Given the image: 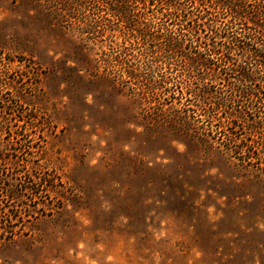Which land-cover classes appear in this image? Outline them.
<instances>
[{
  "label": "rangeland",
  "instance_id": "obj_1",
  "mask_svg": "<svg viewBox=\"0 0 264 264\" xmlns=\"http://www.w3.org/2000/svg\"><path fill=\"white\" fill-rule=\"evenodd\" d=\"M77 1L0 0V169L54 189L0 203V227L15 231L0 237V264H264V137H186L150 120L157 109L127 91L135 81L100 60L132 48L122 22L93 35ZM138 51L127 57L143 68Z\"/></svg>",
  "mask_w": 264,
  "mask_h": 264
},
{
  "label": "trees",
  "instance_id": "obj_2",
  "mask_svg": "<svg viewBox=\"0 0 264 264\" xmlns=\"http://www.w3.org/2000/svg\"><path fill=\"white\" fill-rule=\"evenodd\" d=\"M76 5L83 28L93 35L114 30V19L122 22V38L132 48L122 45L119 55L112 53L100 60L105 61L108 73L120 75L121 85L135 81V86L125 83L127 91L140 107L157 109L150 120L174 125L177 134L186 137H264V0H78ZM85 9L97 16L87 18ZM135 49L146 59L143 68L134 67L127 57ZM113 61L121 66L120 71ZM178 66L184 73L175 72ZM194 73L201 85L193 86L198 84ZM16 95L26 103L20 91ZM175 99L183 104L182 110L175 109ZM165 103L170 107L164 109ZM17 118L25 122L22 111ZM5 122L9 124L8 119ZM197 122L203 125L197 127ZM10 144L5 146L10 154L25 153ZM3 153L0 150V161L5 160ZM12 163V168L20 166ZM6 171L0 169V203L14 200L25 207L24 190L36 198L43 187L54 190L44 175L19 170L13 178ZM5 215L8 223L17 217L12 211ZM12 226L0 227V237L7 236L4 232L15 234L9 230Z\"/></svg>",
  "mask_w": 264,
  "mask_h": 264
}]
</instances>
